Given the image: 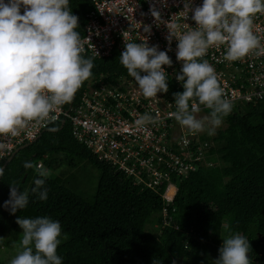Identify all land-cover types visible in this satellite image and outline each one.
<instances>
[{"label": "trees", "instance_id": "1", "mask_svg": "<svg viewBox=\"0 0 264 264\" xmlns=\"http://www.w3.org/2000/svg\"><path fill=\"white\" fill-rule=\"evenodd\" d=\"M69 7L79 18L75 30L81 36L91 3L69 0ZM83 56L93 59L90 78L130 77L116 53ZM86 83L65 107L76 102ZM167 83L168 92H161L165 98L174 99L173 93L184 90L169 79ZM222 123L214 135H200L209 141L206 159L212 165H199L184 177L173 174L177 189L170 201L162 198L167 182L156 191L133 184L131 176L98 159L72 136L68 118L62 127L60 122L50 124L4 168L0 240L6 238L7 247L21 241L17 217H49L61 225L57 255L62 264H216L223 239L239 233L250 243V264H264V96L233 103ZM39 160L48 172L87 161L98 171L94 190L84 194L77 190L74 178L49 174L43 178L47 199L40 200L31 191L34 181L42 178L36 167ZM26 161L33 167L25 168ZM10 184L28 192L26 207L16 214L3 206Z\"/></svg>", "mask_w": 264, "mask_h": 264}, {"label": "clouds", "instance_id": "2", "mask_svg": "<svg viewBox=\"0 0 264 264\" xmlns=\"http://www.w3.org/2000/svg\"><path fill=\"white\" fill-rule=\"evenodd\" d=\"M23 6V14L21 7ZM196 27L181 33L176 23L168 25L169 41H178L176 59L182 62L176 80L183 91L173 93L176 110L169 113L182 128L198 133L207 130L214 135L223 117L232 110L225 99L215 68L202 58L209 47L227 45L224 59L237 61L250 53L264 55L261 38L253 31V18L264 13V0H203L190 9ZM156 19L160 13L150 9ZM69 0H0V134H17L28 121L44 119L57 107L72 100L84 81L92 75V58L85 51ZM150 26L145 27L149 31ZM130 77L134 78L144 98L168 92L166 71L172 61L166 51L146 42H125L119 57ZM144 73V75H141ZM203 105L210 114L197 119ZM159 118L145 113L135 121L137 129L154 124ZM25 168L33 164L26 161ZM31 189L40 200L47 199L45 179L47 169L40 165ZM4 169L0 168V176ZM177 189V186H176ZM176 192V191H175ZM175 194V193H174ZM28 203V192L10 184L9 199L4 207L16 214ZM16 223L22 229L20 250L10 264H62L57 255L61 225L49 217L21 218ZM250 243L237 233L224 238L216 264H250Z\"/></svg>", "mask_w": 264, "mask_h": 264}, {"label": "built area", "instance_id": "3", "mask_svg": "<svg viewBox=\"0 0 264 264\" xmlns=\"http://www.w3.org/2000/svg\"><path fill=\"white\" fill-rule=\"evenodd\" d=\"M89 1L92 8L86 13L80 36L85 49L83 55L102 58L116 53L120 57L125 42L158 46L172 61L171 66H163L166 78L183 89L182 82L175 78L182 67V62L176 59L178 41L174 37L169 41L168 25L178 24L181 33L195 28L196 23L191 19L193 13L185 9V4L194 9L202 5L203 0ZM152 8L160 13L159 19L152 16ZM23 11L22 6L21 14ZM146 26H150L149 31H145ZM253 31L264 46V13L253 18ZM226 48L227 45H213L199 58L215 68L224 98L233 104L263 97L264 55L257 57L250 53L240 60L227 61L224 59ZM200 108L201 113L210 114L205 106ZM175 110L174 99L165 98L162 93L144 98L132 77L121 76L111 81L105 75H98L87 80L74 104L68 107L63 104L44 119L28 121L15 135L0 134V163L16 147L33 139L50 124L68 118L72 136L98 159L131 176L133 184L156 191L167 182L162 198L170 201L177 186L171 181L173 174L184 177L199 165L213 163L206 159L209 141L201 140L202 132L182 128L169 116ZM145 113L153 117L159 114V118L156 123L137 129L134 121ZM40 165L43 164L39 160L36 167ZM170 187L175 188L171 195L168 194Z\"/></svg>", "mask_w": 264, "mask_h": 264}, {"label": "rangeland", "instance_id": "4", "mask_svg": "<svg viewBox=\"0 0 264 264\" xmlns=\"http://www.w3.org/2000/svg\"><path fill=\"white\" fill-rule=\"evenodd\" d=\"M207 115L208 114H204L200 112L196 116L198 117L197 119H201ZM222 126H224V123H222L219 127ZM205 132H207V130L203 131L201 134ZM212 158L214 160H217L216 156ZM49 174L51 175L62 174L68 179L74 178L73 182L75 183L77 190L84 194H90L94 190L97 181L98 171L87 161H78L75 167L62 165L60 168H57L56 170L49 172ZM168 194H170V190L168 191ZM4 239L6 238L0 240V264H10V260L14 258L15 255L20 250L19 247L20 240L13 243L11 246L7 247L3 242ZM173 264H183V263L179 261H174Z\"/></svg>", "mask_w": 264, "mask_h": 264}, {"label": "water", "instance_id": "5", "mask_svg": "<svg viewBox=\"0 0 264 264\" xmlns=\"http://www.w3.org/2000/svg\"><path fill=\"white\" fill-rule=\"evenodd\" d=\"M64 122H65V119H64V118L61 119V121H60V127H62V125L64 124ZM39 136H40V134L36 135L33 139H31V140H29V141H27V142H25V143L19 145L18 147H16V148L12 151V153H11L8 157H6V159L4 160V162L2 163V165L0 166V168H3V169H4L5 166H6V164L12 159V157L15 155V153H16L17 151H19L20 149H22V148L28 146L29 144L33 143V142H34ZM24 176H25V175H24ZM0 178H1V176H0ZM23 179H24V177L22 178V180H23Z\"/></svg>", "mask_w": 264, "mask_h": 264}, {"label": "bare ground", "instance_id": "6", "mask_svg": "<svg viewBox=\"0 0 264 264\" xmlns=\"http://www.w3.org/2000/svg\"><path fill=\"white\" fill-rule=\"evenodd\" d=\"M171 189H174V187H171L169 190H171ZM169 190H168V191H169Z\"/></svg>", "mask_w": 264, "mask_h": 264}]
</instances>
